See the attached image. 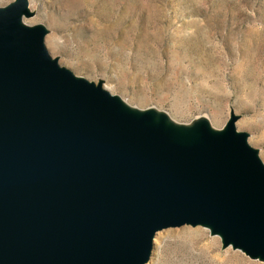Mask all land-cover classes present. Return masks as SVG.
I'll return each instance as SVG.
<instances>
[{"label":"water","instance_id":"water-1","mask_svg":"<svg viewBox=\"0 0 264 264\" xmlns=\"http://www.w3.org/2000/svg\"><path fill=\"white\" fill-rule=\"evenodd\" d=\"M0 9V264H144L156 231L210 222L264 257V166L232 132L175 141L74 77Z\"/></svg>","mask_w":264,"mask_h":264},{"label":"rangeland","instance_id":"rangeland-1","mask_svg":"<svg viewBox=\"0 0 264 264\" xmlns=\"http://www.w3.org/2000/svg\"><path fill=\"white\" fill-rule=\"evenodd\" d=\"M25 2L24 24L74 77L174 126L231 120L264 166V0ZM156 232L149 264H264L206 224Z\"/></svg>","mask_w":264,"mask_h":264},{"label":"bare ground","instance_id":"bare-ground-1","mask_svg":"<svg viewBox=\"0 0 264 264\" xmlns=\"http://www.w3.org/2000/svg\"><path fill=\"white\" fill-rule=\"evenodd\" d=\"M21 0H16L11 4H20ZM30 12L28 11L27 4H25V10L20 13L18 17V22L24 24L23 17L29 16ZM43 31V35H44ZM55 60V59H54ZM56 61V60H55ZM57 62V61H56ZM115 102L117 103L118 111L129 113L135 117L146 116V123L153 126H161L164 132H166L171 139L179 141L185 144H193V143H202L204 136H221L225 135L229 132H232L233 136L241 137L243 141H245V135L240 133H235V129L233 127V122L231 120L227 121L226 125L220 131H215V129L210 128V121L206 118L197 119L191 124L186 125H178L174 126L169 124L168 121H164L161 117H156L151 111H135L129 108L126 102L120 98L114 97ZM212 127V126H211ZM200 224H206L207 227L220 238L221 241H224L223 232L219 229V231L213 230V225L209 222H199ZM157 233V232H156ZM156 235V234H155ZM154 235V237H155ZM157 236V235H156ZM153 237V240L155 239ZM162 236H159L157 241H162ZM232 244V242H229ZM148 260L144 262L147 263ZM149 264V263H147Z\"/></svg>","mask_w":264,"mask_h":264}]
</instances>
